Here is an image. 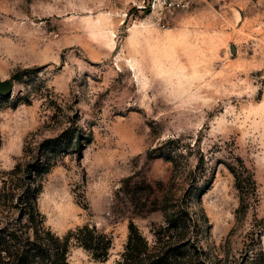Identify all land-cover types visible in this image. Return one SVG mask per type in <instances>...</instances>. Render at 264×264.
<instances>
[{"label":"rangeland","instance_id":"obj_1","mask_svg":"<svg viewBox=\"0 0 264 264\" xmlns=\"http://www.w3.org/2000/svg\"><path fill=\"white\" fill-rule=\"evenodd\" d=\"M182 1L0 0V79L13 82L0 170L25 140L75 122L90 137L38 199L57 235L87 224L112 237L106 261L72 245L68 264H113L130 220L153 243L190 203L201 264L264 249V0ZM191 184L207 187L199 204Z\"/></svg>","mask_w":264,"mask_h":264},{"label":"trees","instance_id":"obj_2","mask_svg":"<svg viewBox=\"0 0 264 264\" xmlns=\"http://www.w3.org/2000/svg\"><path fill=\"white\" fill-rule=\"evenodd\" d=\"M20 98L16 104L26 102ZM74 124L36 144L25 140L21 158L12 168L0 170V264H68L72 245L81 247L96 260L108 259L111 236L87 224L59 236L45 225L39 210L44 177L62 157L73 153L80 159L90 142V137ZM190 186L187 195L199 204L207 187ZM129 202L138 203L135 196ZM192 213L190 203L165 214L160 230L153 231V243L130 220L123 251L113 264H201V248L190 233L195 227ZM247 264H264V249L252 252Z\"/></svg>","mask_w":264,"mask_h":264},{"label":"water","instance_id":"obj_3","mask_svg":"<svg viewBox=\"0 0 264 264\" xmlns=\"http://www.w3.org/2000/svg\"><path fill=\"white\" fill-rule=\"evenodd\" d=\"M13 91V82L11 80L0 79V95L1 96H9Z\"/></svg>","mask_w":264,"mask_h":264},{"label":"built area","instance_id":"obj_4","mask_svg":"<svg viewBox=\"0 0 264 264\" xmlns=\"http://www.w3.org/2000/svg\"><path fill=\"white\" fill-rule=\"evenodd\" d=\"M151 3H161L165 6H180L183 7L186 5L182 0H151Z\"/></svg>","mask_w":264,"mask_h":264}]
</instances>
